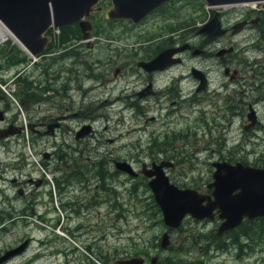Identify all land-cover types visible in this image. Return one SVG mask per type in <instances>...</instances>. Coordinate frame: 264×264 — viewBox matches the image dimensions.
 I'll use <instances>...</instances> for the list:
<instances>
[{
	"label": "rangeland",
	"instance_id": "rangeland-1",
	"mask_svg": "<svg viewBox=\"0 0 264 264\" xmlns=\"http://www.w3.org/2000/svg\"><path fill=\"white\" fill-rule=\"evenodd\" d=\"M177 4L180 7L174 15L180 22L178 28H181L182 32L192 28L189 33L186 32L190 34L189 41L196 40V38L202 40L205 35L198 32L197 28L210 18L213 13L212 9L218 8L208 5L205 0H177ZM228 7L231 6L222 7L220 11H228L229 13L224 15L223 21L231 22L237 17L230 12ZM98 12L96 11L92 16H100L101 14ZM148 21L141 26L139 24L132 26L127 21H114L119 33L128 36L126 39H121L119 42V40H111L110 37H102L106 44L113 45L112 51L106 50V46H102L98 40H93V44L89 46L82 43L72 46L81 52L78 55L66 57L59 63L57 62L58 64L54 65V69L57 70L54 76L50 72L52 71L50 66L53 63L51 56L56 52L45 50L31 56L11 38L0 42V76L2 77L0 78V93L7 101L6 115L12 117L14 112L18 111V125L22 127L18 133V143L9 142L0 146V158L7 165H11L15 162L12 156L18 154V179L24 181L27 176L42 177V181L48 182L45 188L51 191V197L47 195L44 197L47 201L36 206L40 211L43 209L44 219L25 220L18 215V220L8 224L6 230L0 228V249L16 245L23 238H29L24 250L4 264H115V260L120 257L141 252L145 253L142 255L145 258V264L153 255L156 256L155 264H264V225L261 220H255L251 223L250 228L248 223L242 224L228 237L213 236V229L216 228L213 220L196 221L190 215H185L178 226L168 227L162 221L161 213L153 201L150 190L144 186V179L129 178L126 173L113 165L112 160L114 158L134 163L137 167L142 160L148 162V155L141 153L147 144V139L145 144V139L142 138L145 132L143 133L141 128L145 126V131H147L150 128L161 130L165 127L163 125L165 107L160 109L150 107L146 114L148 108L144 109V112H139L138 108L127 106L121 100L114 102L109 100L120 89L130 90L131 84L127 85L128 88L124 84L127 77L124 67L126 64H133L135 47L138 48L137 55L141 56L145 54V45L153 44L152 40L145 42L144 46L139 43L142 40H137L135 45L131 44L139 36L138 34L142 33L141 30L147 28L148 31L158 28V26L148 25ZM51 31L55 37L57 35L56 39H63L61 44L64 42V38L70 37L71 34L79 35V30L74 22L55 29L52 28ZM249 33L242 30L234 36L223 35L215 43L207 45H217L214 48L216 49L232 38L236 41L235 47H238L240 53L246 55L243 50L246 48L245 43L250 40L248 38ZM75 35L72 37L76 38ZM70 42H74V40ZM9 47L17 48L22 59L15 63L9 62L6 59ZM247 53L254 55L252 50ZM78 56L82 60V65L76 61ZM107 56L110 59L106 68L108 76L111 75V69L116 65L122 69L118 73V82L115 87H111L106 82L104 85L98 84V81L96 82V79L91 76L94 73L93 70H89L88 67L89 64L95 67L93 61L96 58L104 59ZM191 60H194V57L186 56V63L183 62L182 66H184H181L183 71ZM209 60L215 62L210 65L212 66L211 72L215 76L214 85H218L222 81V67L218 62L219 58L213 55ZM22 68H25L23 81H19L18 76L13 79L19 69ZM78 68L79 70L84 69L88 73V76L82 80V87H87L86 97L81 99L80 95L74 93L71 88L76 80H71V87L69 88L71 98L67 112L80 111L82 116L76 117L70 114L57 126L59 128L56 127L53 129L54 132L47 134L44 132L47 128L45 124L38 121H46L51 115L65 112L62 107L60 109L52 107L53 99L61 101L62 95H55L56 93L51 91V85L54 83L60 89L61 83L65 82L64 77L71 75ZM47 69L48 72H44ZM1 80H4L6 85H3ZM94 83L98 85L93 88L91 84ZM233 85H236L235 92L239 95L242 86L238 82L233 83ZM229 88L233 90L231 84ZM22 91L25 95L30 94L32 97H37V102L32 101L33 103L28 105L22 104L20 101ZM104 97L108 98V102L98 104V99ZM130 97L132 98V96ZM166 106L170 107L167 104ZM206 107L211 109L210 105ZM263 110V108L260 109L263 114L262 119H264ZM181 111L187 112L186 109ZM181 111L180 114H183ZM150 113L156 119L145 121ZM196 113L195 110H192L183 114V117L187 115L191 119ZM183 117H178L174 124L169 125L175 129H185L189 125L191 128L192 125L195 126L194 121L190 122ZM238 120L239 118L233 120L235 124L233 123L231 131L227 133L231 137H228L225 145L222 143L220 146L217 142H212V147H219V151L209 153L208 149L203 148L193 151L189 147L190 143L187 142L185 145L188 153L193 156L192 153L195 152V157H178L181 163H177L175 169L168 170L170 180L177 183L176 180L178 178L184 179V176L187 180L190 176L211 179L207 171L211 166L210 161L217 159L219 155H225V153L230 158L232 157V161L240 160L245 163L264 166V137L249 138L251 133L239 127ZM83 122L90 124L91 129L86 137L80 141H75L74 130L79 128ZM29 123H32L33 126H30ZM132 126H136L138 129L132 128ZM197 126L200 127L198 124ZM196 129L195 135L198 138L205 136L207 139L210 136L208 133L201 135L200 128L196 127ZM259 133L262 132L259 131ZM214 134L217 135V132ZM239 137L241 138L240 141H238ZM206 139L200 138L197 143L202 145ZM66 151L64 162L62 160L63 153ZM43 152H48V155H43ZM98 161H100L99 166L103 171L102 176L93 175L94 169L88 171L86 169L88 164L81 167L83 171L81 175L73 174L72 168L76 164H84V162L91 164ZM193 161L195 162L191 165ZM176 172L181 173L176 175ZM12 175L17 177V174L9 169L6 176ZM85 176L87 179L89 178L88 180L92 184L99 182L104 187L101 191L103 200L99 206H78L74 202L77 193L70 190V195L63 197L62 189L54 188L57 183L63 187L66 182H69V187H72L75 182L84 181ZM134 182L137 187L136 191H128L127 188ZM4 187L8 196L16 195L15 186L7 179ZM30 187L31 185L25 182L24 189L29 191ZM64 187L63 189H66L67 185ZM137 192L139 196H137ZM142 194L145 196L150 194V197H147L148 203L143 206L142 202L139 201ZM65 199H70L71 204L66 205L63 202ZM16 202L18 214L21 212L19 211L21 208L29 210L24 195L18 196ZM70 209H79L82 210V213L71 212L69 215ZM145 210L147 211L145 212ZM120 212L124 216L119 214ZM241 229H249L248 232L251 231L252 238L242 237L240 235ZM164 230L169 235V243L166 247H161L159 240ZM232 237L237 241L231 243ZM239 239L253 242L252 246H256L257 239H262L263 250L247 255L243 249L246 245L242 248V252L240 247L238 248L241 245ZM227 241L230 244L225 246ZM231 245L233 247L229 248Z\"/></svg>",
	"mask_w": 264,
	"mask_h": 264
},
{
	"label": "flooded vegetation",
	"instance_id": "flooded-vegetation-1",
	"mask_svg": "<svg viewBox=\"0 0 264 264\" xmlns=\"http://www.w3.org/2000/svg\"><path fill=\"white\" fill-rule=\"evenodd\" d=\"M110 0H98L96 4L92 6V9L89 13V15L86 17V19L90 22V28L87 30L88 37L83 38L81 29L79 24L75 21L78 30L79 35L71 34L70 37L64 38V44L60 43L63 39H56L57 35L55 37V34L53 33V37L50 41L46 43L44 46V49L41 51H53L56 52L54 55L51 56V60L53 63L50 66V72L54 76L55 70L54 65H57L59 62L63 61L66 57H70L78 55L81 50L75 49L72 46L83 45L89 46L93 44V40H98L102 46H106L105 49L112 51L113 45L110 43H105L102 40L103 38L110 37L111 40H120L126 39L128 36L126 34L119 33L118 29L116 28V25L114 24V21H127L128 24L132 26H136L139 24L140 26L147 22L150 26H158L155 30H148L147 28L144 30H141V34H138L139 36L136 37V40H133L131 44H136L137 40L140 41V45L144 46L145 42L153 41V44L151 45L148 43L144 47L145 54L139 56L137 55L138 48L135 47V59L133 61V64H126L125 65V71L127 72V77L124 82L126 84L125 86L128 88V84L130 85V90H118L116 94L113 95V98L109 99L110 102L119 101L121 100L123 104L127 106H133L135 108H138V111L144 112V109L146 110V114L149 111L150 107H154L157 109H160L162 107L166 108L163 127L161 130H155V129H147L144 126L142 131L145 132V135L142 136L143 139H147V144L143 148V151L141 153L148 155L149 161L145 162L144 160L140 161L139 167L135 165L134 163H130V166L133 169V173H127L121 169L120 171L126 173L129 178L132 179H144V186L147 187V189L150 190L147 181L150 179L151 176H147L142 172V168L144 169L151 168L154 166V164L158 162H168L167 164L162 165V169L164 171V174L167 176L169 182L173 183L174 185L178 187H189L197 190L198 192L202 194H208L212 195V190L215 188V186L212 184L213 181V171L215 170V166L213 165V162L215 161H228L231 163H234L236 161H232V157L226 155H219L217 159H213L210 161L211 166L208 168V174H210L211 179L205 178L202 179L201 177L197 176L196 178L188 177V180L183 178H178L176 181H172L169 178L168 170L175 169L176 164L181 163L180 158H187V157H195V152L197 149H208L210 152L219 151V147H212V142H217L218 145L222 146L227 143L228 137H231L230 134H227L229 131H231L234 123V119L239 118L238 126L242 127L246 132L251 133L249 135V138H263L264 137V119H262V113L260 111L261 108L264 109V0H257V1H243V2H237V3H231L228 4V7L231 13H234L236 15V20L230 21H223V17L225 14L229 13L228 11L222 12L220 9L222 7H217L219 10V20L221 21V26L225 29V31L218 35L214 39H208L207 35L205 33H202L199 31V27L206 22L210 20V18L214 15L215 11L213 10L212 15L210 18L203 22L198 28L197 31L205 35V37L202 38V40H192L189 41V31L192 28L187 29L186 31L182 32L178 27L180 26V22L177 21L175 11L178 10L180 5L177 4V0H166L156 6L155 8L149 10L144 16H142L137 21H132L129 18L124 17H113L110 16L108 13V10L110 8ZM223 6V5H222ZM214 7V6H212ZM226 7V6H224ZM223 7V8H224ZM96 11H99L100 16L93 17L92 14ZM174 17V18H173ZM93 18V20H91ZM95 18V20H94ZM69 24V23H68ZM65 25V24H64ZM188 25V24H187ZM143 27V26H142ZM246 30L250 32L248 35V38H250L249 41H247L246 48L243 50L246 55L243 53H240V50L238 47L236 48V41L234 39L230 38L226 44L220 45L216 49H214L217 45L210 46L207 44L215 43L218 41V38L230 34L231 36L236 35L239 31ZM187 32V33H186ZM72 35L77 36L76 38H73ZM94 36H96L94 38ZM140 37V38H139ZM94 38V39H93ZM71 40H74V42H70ZM110 40V42H112ZM69 42V43H68ZM98 44V43H96ZM62 46L59 49H56L57 47ZM99 46V44H98ZM116 46V45H114ZM138 46V45H137ZM100 47V46H99ZM73 48V49H72ZM168 48H174L175 50L168 56L169 62L162 68H154V69H144L140 65H138V61H148L151 58H153L157 53L164 49ZM249 50L254 51V55H249L247 53ZM215 55L219 58V63L222 67L221 71V77L222 81L218 85H214L215 76L211 72V65L215 62L213 60H209L212 58V56ZM186 56L194 57V60H191L187 64V68L185 71L182 70V64L183 62L186 63L185 58ZM111 57V56H110ZM78 59L76 60L80 65H82V60L78 56ZM110 59L109 56H107L104 59L96 58L93 61V64H95V67H92V65H88L89 70H93V76L96 79V82L98 81V84L104 85L106 82L107 84H110L111 87H115L117 84V77L118 73L122 70L121 67H118L117 65L111 69V75L108 76V70L106 69L108 66ZM58 62V63H57ZM122 66V65H120ZM182 66V67H181ZM60 67V66H59ZM110 67V65H109ZM67 69V68H66ZM65 69V71H66ZM24 70L25 68L19 69L18 71V78L19 81H23L24 78ZM44 72H48L47 70H44ZM88 73L84 69L79 70L75 69L71 75L65 76L64 80L65 82L61 83V88L58 89L54 83L51 85V91L55 92V95H62L61 101H58L57 99H53L52 101V107H56L60 109L62 107L65 112L51 115L46 121H38L41 124H45V127L47 125L53 124V127L51 129V132H54V128L60 125L61 121L64 120V118L69 117V115L74 116H82L81 112H67L69 109V102H70V94H69V88L71 87L70 82L71 80L75 79L76 82L71 88L74 90V93H77L80 95L79 97L83 99L86 97V89L87 87H82V80L84 77H87ZM240 83L241 90L240 94H236L235 90L236 85H233V83ZM50 84V83H49ZM97 83L91 84L92 87H96L98 85ZM231 84V87L233 90L229 88V85ZM24 85V84H23ZM132 96V98L130 97ZM52 98V97H49ZM129 99V100H125ZM37 97H32L30 94H24L22 91V96L20 97V101L24 105H28L30 103H33L32 101L37 102ZM108 98H102L98 99V104H104L107 101ZM169 105L170 107L166 106ZM210 105V108H207L206 106ZM8 108L7 101L5 100L4 96L0 93V111L2 114V118L0 119V133L1 129L10 125H13L12 128L16 129V132L12 134H8L6 136L0 137V146H4L9 142L18 143V119H17V112H14V114L11 116L6 115V109ZM186 109L187 112H191L192 110H195L197 113L191 117V119L188 118L187 115L183 117V114H186L187 112L183 113L181 110ZM180 111L183 114H180ZM252 113V117L249 118V112ZM264 113V110H263ZM180 115V116H179ZM147 119L145 121H152L156 119L154 115L151 113L147 115ZM170 116H173L170 118ZM178 117H183L187 119L190 122L195 123V126L191 128L190 125L186 126L185 129H175L172 125L176 122V119ZM170 118V119H169ZM55 122L57 123L56 125ZM88 124V123H81ZM200 125V127L197 126ZM235 124V123H234ZM30 126H33L32 123H29ZM81 125V126H82ZM88 131L78 137H75V131L79 128L74 130V140L80 141L83 137H86L88 132L91 129L90 124ZM197 128H200L201 135L208 133L210 136L206 139L205 136L200 137L203 140L206 139V142L202 145H199L197 142L200 140L195 134L197 131ZM59 128V127H57ZM132 128L138 129L136 126H132ZM47 129V128H46ZM134 130V129H132ZM259 131L262 133L260 134ZM45 132V130H44ZM214 132H217V135L214 134ZM46 133V132H45ZM47 133V134H50ZM190 136V137H189ZM243 136V134H242ZM183 139V141H182ZM240 137L238 141H240ZM190 143V150L191 154H189L186 149V143ZM200 146V147H199ZM70 147V146H69ZM81 152V150H80ZM53 153L56 155L55 151ZM66 152L63 154V161L66 160ZM48 155V152H43V155ZM15 160L11 165H7L3 160L0 158V228L2 230H6L8 224L15 222L18 220V215L23 217L25 220H37V219H44L45 214L42 213L43 209L40 211L38 207H36L40 203H44L47 201V199H44V197H51V191L50 189H46L45 186L48 182L42 181V177H30L27 176L24 181H21L18 179V154L17 156H12ZM117 159H113V165L114 161ZM102 161V160H101ZM99 162L95 163H87L84 162V164H76L73 166V174L81 175L82 169L81 167L83 165H87L86 169L88 171L94 169L93 175L102 176V169L99 166ZM193 161L191 165L194 163ZM244 164H250L245 163L241 161ZM190 165V166H191ZM253 165V164H250ZM258 166V165H253ZM115 167V165H114ZM258 167H264V166H258ZM116 168V167H115ZM11 169L13 173L17 174V177L15 175H12L10 177L6 176L7 171ZM118 169V168H117ZM181 173V172H176ZM207 173V172H206ZM6 179L11 182L15 186V193L16 195L8 196L5 191V181ZM80 179V178H79ZM89 179V178H88ZM87 179V176H85L84 181H77L75 182V185L72 187H69L70 183L66 182L64 183L67 185L66 189L64 186L61 187L59 185L60 183H57L54 188L56 189H62L63 197L69 196L70 190H73L77 195L75 196V204L78 206H86V205H95L99 206L102 198V184L99 182H95L92 184ZM25 182H28L31 187L30 190L27 191V189H24ZM2 184V186H1ZM136 183H132L131 186L128 189L136 191ZM237 189L234 191L236 192ZM151 192V190H150ZM152 194V192H151ZM24 195L26 198V205L29 206V210H24V208H21L19 211H21L18 214V205L16 200L18 199V196ZM88 196V197H87ZM137 196H139L137 192ZM147 197H150V194L145 196V194H142L139 198V201L142 202V206L146 205L148 203ZM153 198V195H152ZM153 201L155 202L154 198ZM66 205H70V199H65L63 201ZM145 203V204H144ZM156 203V202H155ZM205 203V201H203ZM141 204V203H139ZM157 205V204H156ZM158 209V208H157ZM147 210H145L146 212ZM160 211V210H159ZM71 212L75 213H82V210L76 209V210H69V215ZM161 213V212H160ZM219 209L214 208L213 209V217L205 216L202 218H195L196 221H207V220H213L215 222L216 228L213 229V236H230L233 232L236 231L238 227H240L244 223L249 224V228L251 227V223H253L255 220H261L263 219L264 215H257L252 218H249L248 216H244L242 221L231 228L225 229L222 232H218V226L223 221V218L219 216ZM117 214V212H116ZM124 216L123 213H119ZM148 214V213H147ZM146 214V217H147ZM149 215V214H148ZM189 215V213L185 214ZM184 215V216H185ZM183 216V217H184ZM191 216V215H190ZM182 217V218H183ZM182 220V219H181ZM181 222V221H180ZM180 224V223H179ZM178 224V225H179ZM177 225V226H178ZM11 226V225H10ZM9 226V227H10ZM169 227V226H168ZM174 228V227H171ZM240 235L242 237L252 238L251 231L248 232L249 229H241ZM167 233L166 230L162 231V233ZM261 233V231H258ZM161 233V234H162ZM168 235V233H167ZM169 236V235H168ZM161 237V236H160ZM28 238V237H27ZM29 240V238H28ZM240 240V239H239ZM262 240V239H261ZM260 239H257L256 246H252L253 242H249L246 239L240 240V244L238 248L240 247L241 252L244 249V253L247 255H250L252 253L262 251L263 246L262 241ZM169 243V238H168ZM232 243V242H231ZM230 243L228 241L226 242L225 246H228ZM234 244V243H233ZM160 245V240H159ZM168 245V244H167ZM166 245V246H167ZM233 245H231L229 248H232ZM8 247H4L0 249V254ZM145 254L144 252L136 253V254H130L125 257L120 258H127L131 256H138L142 258V261L140 263L135 262L134 264H145L144 260L145 258L142 256ZM17 255V254H16ZM11 256L10 258L4 260L0 264H4L7 260L13 258L14 256ZM156 263V256H151L148 260L147 264H155ZM67 264V263H66ZM115 264H119L118 262H115Z\"/></svg>",
	"mask_w": 264,
	"mask_h": 264
},
{
	"label": "water",
	"instance_id": "water-1",
	"mask_svg": "<svg viewBox=\"0 0 264 264\" xmlns=\"http://www.w3.org/2000/svg\"><path fill=\"white\" fill-rule=\"evenodd\" d=\"M164 1L166 0H110L108 13L110 16L129 18L135 22ZM205 1L208 5H221L257 0ZM97 2L98 0H0V22L25 49L32 55H36L52 39V31L45 34L50 27L57 28L76 21L80 26L82 37H88L87 30L90 28V22L86 17ZM218 16L217 9L210 20L199 27V31L205 33L208 39H214L225 31ZM174 50V48L164 49L148 61H138V65L144 69L162 68L168 64V56ZM252 112H249V118L252 117ZM56 124L55 122L54 125ZM12 126L9 124L2 128L0 137L16 132ZM52 127L53 124L49 123L45 132L50 133ZM88 129L89 125L83 124L75 131V137L85 134ZM20 130L18 126V133ZM167 163L161 161L154 164L152 169H144V167L141 169L144 174L151 176L147 183L165 225L176 227L186 213L195 218L213 217V209L218 208L219 216L223 218L217 229L220 233L238 225L245 215L249 218L264 215V167L244 164L241 161L213 162L215 170L212 184L215 188L212 190L213 197H211L193 188H182L169 182L162 169V165ZM114 165L127 173H133L130 164L124 160H115ZM236 189L237 191L234 192ZM27 242L28 239L24 238L20 243L5 249L0 254V263L22 252ZM167 244L168 235L163 232L160 237V246L166 247ZM141 261L142 258L138 256L115 260L119 264H134Z\"/></svg>",
	"mask_w": 264,
	"mask_h": 264
},
{
	"label": "bare ground",
	"instance_id": "bare-ground-1",
	"mask_svg": "<svg viewBox=\"0 0 264 264\" xmlns=\"http://www.w3.org/2000/svg\"><path fill=\"white\" fill-rule=\"evenodd\" d=\"M227 5L228 4H221V5H213V6L214 7H224ZM8 38L13 39L15 42L18 43V45H20L24 50H26L25 47L15 38V36L0 22V42L4 41L5 39H8Z\"/></svg>",
	"mask_w": 264,
	"mask_h": 264
},
{
	"label": "trees",
	"instance_id": "trees-1",
	"mask_svg": "<svg viewBox=\"0 0 264 264\" xmlns=\"http://www.w3.org/2000/svg\"><path fill=\"white\" fill-rule=\"evenodd\" d=\"M6 55H7L6 59L11 63L18 62L19 59H22V56H19L18 49L15 47H9ZM17 76H18V74L16 76H14V78H16ZM2 81H4V80H2ZM262 222L264 225V216H263ZM236 241L237 240L235 238H233V240L231 239V242H236ZM238 254H240V251H238Z\"/></svg>",
	"mask_w": 264,
	"mask_h": 264
}]
</instances>
